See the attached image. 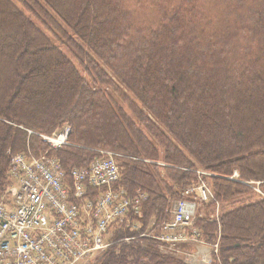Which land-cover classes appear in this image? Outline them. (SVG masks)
Returning <instances> with one entry per match:
<instances>
[{
	"label": "trees",
	"instance_id": "16d2710c",
	"mask_svg": "<svg viewBox=\"0 0 264 264\" xmlns=\"http://www.w3.org/2000/svg\"><path fill=\"white\" fill-rule=\"evenodd\" d=\"M63 124L68 144L49 149L37 134ZM27 147L69 184L115 152L113 188L146 195L95 264H186L152 236L197 167L212 174L193 220L218 244L211 264H264V196L227 179L264 187V0H0V194Z\"/></svg>",
	"mask_w": 264,
	"mask_h": 264
},
{
	"label": "built area",
	"instance_id": "2783aa9c",
	"mask_svg": "<svg viewBox=\"0 0 264 264\" xmlns=\"http://www.w3.org/2000/svg\"><path fill=\"white\" fill-rule=\"evenodd\" d=\"M69 133L65 125L50 135H37L51 149H58L68 144ZM98 152L101 157L87 167L70 171V184L55 157L46 153L35 156L29 149L9 153V184L0 194V264L97 262L113 242V229L130 212L137 213L146 197L143 192L128 197L122 189H114L120 176L116 162L120 155ZM193 172L197 182L183 189L182 198L171 206L170 219L151 236L161 252L180 255L186 264H211L210 249L197 241L199 231L193 220L198 205L213 199L207 182L212 174L201 167ZM227 179L244 183L237 171ZM250 182L245 181L254 185ZM132 229L138 230V224ZM186 243L195 245L193 252L183 251L181 245ZM217 245L212 251H217Z\"/></svg>",
	"mask_w": 264,
	"mask_h": 264
},
{
	"label": "rangeland",
	"instance_id": "374dc122",
	"mask_svg": "<svg viewBox=\"0 0 264 264\" xmlns=\"http://www.w3.org/2000/svg\"><path fill=\"white\" fill-rule=\"evenodd\" d=\"M61 49L63 50V52L64 53H66L68 56H70L68 53H67V51L63 48V47H61ZM66 124H63L62 126H60V127H58L57 129H60L61 127H63V126H65ZM53 133V132H52ZM41 134H43V133H41ZM44 135H50V134H44ZM40 139H41V141H42V138L40 137ZM68 140V139H67ZM48 146V148L49 149H51V147L49 146V145H47ZM27 149H29L31 152H32V150L30 149V147H27L26 148V150ZM98 151H107V150H98ZM108 152H112V151H108ZM112 153H114V154H116V155H119V154H117V153H115V152H112ZM41 154H43V153H41ZM40 155V154H39ZM39 155H37V156H39ZM36 156V155H35ZM235 171V170H234ZM239 174V173H238ZM232 175V174H231ZM229 177V176H228ZM239 178H240V176H239ZM241 180V179H240ZM243 181V180H242ZM250 181H252V180H250ZM250 181H247V182H250ZM208 182V184H209V181H207ZM254 182V185H251V184H248V183H245V180H244V184H246V185H248L249 187H251V188H253V190H254V195L252 196V199H256V198H259L260 196H264V187H261L260 185H261V182H259V181H253ZM251 183V182H250ZM251 185V186H250ZM210 186V185H209ZM211 188V187H210ZM217 206H219L220 207V205H217ZM201 207V206H200ZM199 207V209H198V213L199 214H203V215H207L208 214V212H209V210H210V207H201L200 208ZM225 208H227V207H225ZM219 211H220V208H219ZM218 211V212H219ZM207 212V213H206ZM215 212H217V211H215ZM209 217H212V216H215V218H216V214L215 215H213V213H211V214H209L208 215ZM111 237V236H110ZM197 241H200V240H198L197 239ZM214 244H216V242L215 243H213V244H207V243H205V246L203 247V248H209L210 250L208 251V253L209 252H211V253H209L210 254V260H211V263H212V261H213V253H214V251H212V250H214ZM181 247L182 248H184V252H193V250H194V247H195V245H193V244H189V243H186V244H183V245H181ZM208 254V255H209ZM175 257H177V258H181L180 257V255H174Z\"/></svg>",
	"mask_w": 264,
	"mask_h": 264
}]
</instances>
